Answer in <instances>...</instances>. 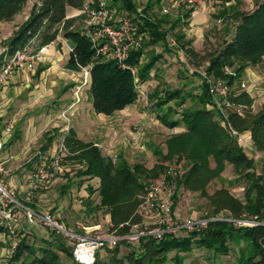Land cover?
Here are the masks:
<instances>
[{
    "label": "trees",
    "instance_id": "trees-1",
    "mask_svg": "<svg viewBox=\"0 0 264 264\" xmlns=\"http://www.w3.org/2000/svg\"><path fill=\"white\" fill-rule=\"evenodd\" d=\"M29 0H0V23L12 20ZM101 0H91L89 8L99 6ZM226 5L215 17L225 21L234 20L233 34L224 38L219 47L210 53L207 72L216 78L226 81L231 87L240 79L248 67L259 66L264 63V0H256L251 10H239L233 6L236 0H218ZM109 4L118 8L136 11L133 0H109ZM86 0H36L27 18L19 24L4 43L5 51L0 55V63L4 54L12 55L18 50L27 52L32 48L36 54L43 47L54 42L63 33L73 42V48L66 66L81 71L83 67L91 65L89 93L92 106L96 113L111 115L118 110L137 101L141 84L157 76L160 81L148 90V100L152 101L155 109L167 105V109L160 114L161 121L170 128L184 125L185 130L173 134L167 140L168 152L161 154L158 162L150 168L142 164L130 165L126 160L116 161L112 155H105L101 148L92 141L79 138L76 131L70 128L65 142L69 158L84 163L82 174L89 178H98V192L100 203L96 208H105L110 215L111 228L119 227L122 222L133 217L137 206L146 190V180L157 177L166 172L167 159L185 161L189 166L183 173L169 174L168 184H175L171 194L173 207L175 206L178 190L181 186L192 190H201L213 206V213L226 211L236 217H256L264 221V165L258 171L253 158L248 155L237 139L231 135L223 123L219 112L206 107L214 106L213 96L209 92L208 80L200 83L201 93L198 94L202 105L195 109L189 107L181 110L180 118H171L176 108L168 105L175 100L177 106H182L187 94L182 88L171 89L163 86L162 78L156 68L157 61L162 54H154L149 46L162 41H168L169 30L163 25L170 21L169 14L148 18L141 15L138 18L137 34L142 36L139 47L129 53L128 62L138 64V77L130 69L122 67L116 59H112L97 51L86 34V29L76 28L75 24L86 12ZM70 8L84 9L79 16H68ZM195 7L191 6L184 17H189ZM146 9L145 11H147ZM179 17L178 20H182ZM177 20V22H178ZM176 21L171 25L175 28ZM183 34H178L181 40ZM192 41L182 42V46L189 53L196 54L191 46ZM187 44H189L187 46ZM187 46V47H186ZM151 52V53H150ZM149 55L146 61L140 63L141 57ZM155 70V72H153ZM235 101L252 103L249 92L242 91L232 97ZM218 111V110H217ZM218 114V115H217ZM229 120L240 129H248L252 134L256 148L264 151V111L255 114L250 120L242 119L239 114L230 112ZM241 124H244L243 126ZM53 137H50L51 141ZM214 161L215 165H212ZM227 163L235 167V172L247 180L244 197L234 195L228 188L222 187L212 194L207 193V184L220 174ZM160 174V175H161ZM157 179V178H156ZM89 193L94 189L87 185ZM35 207L33 199L27 201ZM128 225L119 228L126 232ZM3 232V228L0 227ZM234 241L239 245L236 264H264V224L237 225L231 221H211L207 227L193 230L184 236L167 234L164 238H143L138 245L122 242L114 247H106L107 257L103 258L99 252L94 262L90 264H164L169 252L176 250L174 264L182 262V252L192 250L194 243L212 249L215 253L228 254L229 244ZM3 246L6 241H0ZM122 244L130 247L123 251ZM62 254L67 259L62 257ZM184 258V256H183ZM18 264H85L73 257V245L65 236H53L38 246L23 233L19 246L10 259Z\"/></svg>",
    "mask_w": 264,
    "mask_h": 264
},
{
    "label": "rangeland",
    "instance_id": "rangeland-1",
    "mask_svg": "<svg viewBox=\"0 0 264 264\" xmlns=\"http://www.w3.org/2000/svg\"><path fill=\"white\" fill-rule=\"evenodd\" d=\"M34 1L35 0H29L12 20L2 21L0 23V51L4 48L6 39L12 34L14 29L26 19ZM133 1L136 4V11H130V13L136 20V23H138L137 19L140 18L141 15L148 18H158L164 14H169L170 21L163 25V29L169 30L168 41L165 44L162 41L157 42L149 46V48L154 54H162L157 61L156 68L161 78H163L161 79L163 86L167 85L171 89L182 88L184 93L187 94L186 100L182 106H177L175 100H172L168 104L176 108V112L171 113L170 117L180 118L181 110L187 107L195 109L202 106L199 102L198 94L201 93L200 83L204 79L213 81L222 80L207 72L206 68L209 63L208 58L210 53H213L219 47L225 37H231L233 34L232 26L235 22L234 20L225 21L224 19H217L215 17V15L226 6L223 3L204 5L206 10L202 14L203 17L196 18L193 16V13L189 17L183 16L191 6L179 0ZM255 2L256 0H236L233 2V6L239 10L247 11L253 8ZM204 6L195 7L194 11ZM164 7L168 9L167 12L164 11ZM90 9L91 8L88 7L85 16L76 22V28L83 30L88 27ZM146 9L148 10L145 11ZM179 17H183V19L178 20ZM174 21H176L177 25L175 28H172L171 25H173ZM178 34H183L184 37L178 40ZM139 36H141L140 33ZM187 40L192 41L191 46L194 48L196 54L189 53L186 48L182 46V42ZM188 45L189 44H187V46ZM27 53H32L31 47L28 48ZM148 57L149 55L147 53V55L143 56V61H146ZM29 65L32 68V60L29 62ZM252 71V73L244 74L232 86L235 95L242 91H247L252 97L251 104L235 101L245 104L244 113L240 115V117L247 120H250L255 114L264 111V63L254 67ZM153 72H155V70H153ZM158 80L159 78L157 76L150 79L151 89L148 87V89H150L149 91L158 84ZM242 81L246 82V88L241 87ZM87 94L88 93L85 91L84 101L81 103L82 118L80 119V115L76 114L74 117L77 118L73 120V116L70 114L72 121L70 120L69 126L71 128L73 125H76L80 130L82 138L94 143L95 141L100 142L99 147L102 153L105 155H112L116 161L124 159L130 165L142 164L147 168L153 167L160 159L159 157L161 154L164 155L168 152L167 140L169 137L185 130L184 125L176 128L166 126L161 121L160 114L167 109V105L155 109L154 106H152V101L149 100V104H147L145 95H143L140 97L141 100L135 106L134 110L138 115L139 113L145 112L147 116L143 118H132L131 121H126L125 123H120V120L117 119L114 127L121 128L120 131H116L113 134L114 137L109 139L108 142L100 141L92 132V127L97 120V115L89 110ZM206 107L218 112L216 106L212 104H207ZM151 117H154V119L152 120ZM230 123L238 131L243 132V134L248 137V142L240 144L248 155L253 158L256 169L260 171L264 165V151L258 150L253 141L250 142V131L248 129H240L231 121ZM124 125H126L127 128H124ZM226 125L228 129L230 125L228 123ZM241 125L243 126L244 124ZM60 135L61 134L55 137V139L58 140L55 141L56 143H53L54 147L63 139L64 135L63 137H60ZM59 138L61 139L59 140ZM47 139L48 135L46 134L35 143L32 144L31 142L29 145L30 149L26 156H32V164L29 170H34L36 168L40 152L47 156L52 153L53 150L47 149L45 151L42 149V143L46 142ZM68 154L69 151L67 148L62 160V171L47 186L39 189L34 195L33 201L35 207L40 210H50L61 221L73 228L81 229L83 225L92 229L105 230L109 228L111 226L109 213L105 208H96V205L100 203V195L97 188L99 179L96 177L89 178L82 174L81 171L85 167L84 163L69 158L66 156ZM176 158L177 156H174L172 159H167L166 165L183 168L184 171H187L189 166L184 164L185 161L177 162L175 160ZM212 165H215L214 161H212ZM15 167L16 166H12L13 169H15ZM160 174L146 181L151 183L157 180L156 178H158ZM247 183V180L243 179L241 174L235 172L234 165L227 163L224 170L209 181L206 189L207 193L212 194L217 189L226 187L237 197L243 198ZM87 185L93 187V193H89ZM169 189L172 194L175 189V184H169ZM17 196L23 199L19 193ZM212 209L213 206L211 205L210 199L202 194L201 190H192L185 186L179 188L175 206L173 207L175 215L182 219L189 217L202 218L213 215ZM156 218L157 217L139 216L137 221L153 223ZM25 222L26 225L23 223V233H27L29 239L34 241L38 246H42L47 239L53 237L47 228L43 226H31L27 221ZM184 235H187V232L178 234V236ZM1 238H5V235L0 231V241H2ZM121 248L123 251L130 249L126 244H122ZM4 251L5 250L0 246V264H11L10 260L5 258ZM176 252V250L169 252L167 258L163 261L164 264H174L176 259L173 257ZM99 254L103 258L108 256L106 249H101ZM238 254L239 245L234 241L229 244L228 254L215 253L212 249L194 243L192 250L182 252L181 255H183L184 258L183 256L181 257L182 262L180 264H233L236 262ZM62 257L67 259L64 254H62Z\"/></svg>",
    "mask_w": 264,
    "mask_h": 264
},
{
    "label": "built area",
    "instance_id": "built-area-1",
    "mask_svg": "<svg viewBox=\"0 0 264 264\" xmlns=\"http://www.w3.org/2000/svg\"><path fill=\"white\" fill-rule=\"evenodd\" d=\"M190 6L199 7L213 5L218 0H179ZM166 11V10H165ZM90 18L86 34L92 41L97 51L109 58L116 59L122 67L131 70L138 77V64L128 62L129 53L133 48L142 43V36L136 32L137 23L127 8H118L109 4V0H101L99 6L89 10ZM138 20V19H137ZM5 47L0 51V55ZM35 59V54L18 50L12 55L4 54L0 63V89L9 85L14 72L25 64ZM143 57L140 59V63ZM91 65L82 68V80L75 86V100L62 110V116L69 124L70 111L81 100L83 88L90 82ZM246 82H241V87L246 88ZM208 88L213 96L214 106L222 116L224 124H229V131L239 143L248 142V137L243 132L233 127L229 120L230 112L243 115L245 104L235 102L232 97L235 93L232 87L224 80H208ZM148 87L143 89L146 102L148 100ZM2 106L0 104V110ZM153 120L154 117H151ZM15 128L14 119L9 120L0 132V227L3 228L6 245L4 247L5 258L10 260L15 254L23 233V223L27 221L31 226H43L53 236H65L73 245V257L75 260L90 264L95 261L98 252L106 247H114L122 242L138 245L143 238H164L167 234L178 235L183 232L207 227L211 221H231L237 225L264 224L263 220L256 217H236L229 212L220 211L211 216L202 218L189 217L182 219L175 215L173 199L168 184V175L183 173L184 169L168 165L166 172L162 173L157 180L147 186L146 192L141 195L135 214L140 217H157L155 222L134 221L133 217L122 222L119 227L107 229H92L83 225L81 229L68 226L50 210H40L31 206L27 201L33 199L36 192L47 186L63 169L62 160L67 150L65 137L55 146L53 152L47 156L39 153L36 168L27 176L25 196L19 198V186L12 178V173L1 153L6 146L7 139ZM250 142L253 141L249 132ZM113 157V156H112ZM114 158V157H113ZM112 225V223H111ZM128 225L126 232L119 228ZM28 231V230H27ZM11 261V260H10ZM11 264H18L17 262Z\"/></svg>",
    "mask_w": 264,
    "mask_h": 264
},
{
    "label": "crops",
    "instance_id": "crops-1",
    "mask_svg": "<svg viewBox=\"0 0 264 264\" xmlns=\"http://www.w3.org/2000/svg\"><path fill=\"white\" fill-rule=\"evenodd\" d=\"M90 1L86 0V9L89 7ZM167 10L164 7V11L167 12ZM205 10V6L199 10L196 9L193 12V16L201 18ZM84 12V9L70 8L68 16H79ZM84 16L82 15V17ZM72 48L73 42L71 39L64 34H60L54 42L43 47L35 54L32 68L29 64L22 66L13 73L9 85L0 89V104L2 106L0 110V132L9 120L14 119L15 121L14 131L7 139L1 158L9 167L11 173L13 172L12 178L19 186V194L23 198L25 196L27 176L32 172V170H29L32 164V156L26 157L31 142L32 144L35 143L39 138L47 134L48 139L42 143V149L45 151L47 149L54 150L53 143L58 140L55 137L59 134H61L60 137H63V135L66 137L70 129V124H67L61 113L63 109L75 100V86L83 78L81 71L73 70L66 66ZM254 67L256 66L248 67L245 74L252 73ZM159 81L160 79L158 83ZM150 85L151 82L149 80L142 83L141 87ZM85 91L88 93L89 110L97 115L92 132L100 141L108 142L109 139L114 137L113 134L116 131H120L121 128L114 127L117 119L120 120V123H125L126 121H131L132 118L147 116L145 112L138 115L134 110L141 100L140 97L144 95L143 89L140 88V94L135 103L111 115H105L94 111L92 98L89 93V84H87L83 88L81 100L70 111L73 120L77 118L74 117L76 114L80 115V119L83 116L81 103L84 101ZM123 127L127 128L126 125ZM71 128L76 131L79 138L88 141L82 138L76 125ZM50 137H53L51 141L49 140ZM95 144L99 146L100 142L95 141ZM12 166H16L15 169ZM24 225H26L25 221ZM1 240L5 241V238H1ZM0 246L2 249L5 247L3 244H0ZM233 264H236V262Z\"/></svg>",
    "mask_w": 264,
    "mask_h": 264
}]
</instances>
